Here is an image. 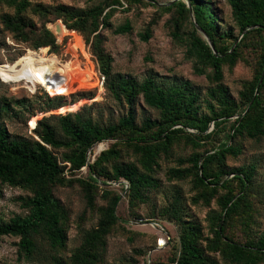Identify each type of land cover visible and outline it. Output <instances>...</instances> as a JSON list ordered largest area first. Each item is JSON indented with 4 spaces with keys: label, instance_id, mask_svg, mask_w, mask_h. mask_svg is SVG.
<instances>
[{
    "label": "trees",
    "instance_id": "obj_1",
    "mask_svg": "<svg viewBox=\"0 0 264 264\" xmlns=\"http://www.w3.org/2000/svg\"><path fill=\"white\" fill-rule=\"evenodd\" d=\"M156 1L102 0L82 9L29 0H0V7L6 5L13 10L12 14L1 16L2 32L32 50L58 54L61 46L46 27L48 23L61 21L58 39L67 31L80 34L97 63L106 92L128 107L117 123L106 125L83 112L65 111L62 116L44 117L34 128L39 140L10 138L0 127V184L28 193L20 198L26 214L0 223V236L18 238L19 253L25 259L37 257V261L49 264H101L106 237L118 221L116 206L121 196L102 191L103 197H110L99 210L96 227L83 232L81 245L65 259L59 253L67 241L68 215L53 189L77 183L87 207L93 209L94 191L100 180L103 185L106 181L123 180L125 183L120 186L128 206L133 207L147 200L149 190L157 189L154 173L161 156L170 159L173 146L182 143L193 152L186 159H177L178 166L167 171V178L189 181L195 192L191 197L193 205L209 206L215 199L219 210L208 213L210 234L204 236L197 222L186 219L178 205L180 196L160 209V218L174 222L179 228L178 253L168 263L218 264L220 260L223 264H264V231L259 234L251 231L253 200L256 192L261 193L255 183L257 165L230 167L226 163L228 158L241 155L245 140L258 143L264 138V75L258 86L264 66V0H227L236 36L231 29H219L218 23L223 22L210 0H168L166 3L171 4L160 8L167 12L174 10L177 15L169 20L170 37L185 48V58L192 62L193 72L208 81L203 96L188 81H158L149 76L138 82L112 72L113 59L105 51L102 32L111 28L110 18L116 7L154 5ZM27 13L34 15L39 25ZM190 16L193 19L190 30L183 31L179 21L189 20ZM131 30L130 23L125 21L113 34H128ZM199 31L209 40L215 54ZM238 36L240 40L235 44ZM150 37L149 24L139 38L147 42ZM238 62L251 65L252 76L240 83L236 100L223 80L224 70L232 71ZM23 92L14 88L6 91L5 98L0 99V114L14 111L12 105L27 104L30 99ZM139 98L157 112L156 119L145 117L137 121L134 106ZM64 105L49 99L46 111ZM50 119L56 120L57 129ZM109 140L115 142L90 163L88 152L92 146ZM120 145L135 156V162H118ZM200 149L203 151L199 152ZM59 152L64 165L59 164L56 155ZM84 167L85 179H69L64 175Z\"/></svg>",
    "mask_w": 264,
    "mask_h": 264
},
{
    "label": "rangeland",
    "instance_id": "obj_2",
    "mask_svg": "<svg viewBox=\"0 0 264 264\" xmlns=\"http://www.w3.org/2000/svg\"><path fill=\"white\" fill-rule=\"evenodd\" d=\"M29 1L44 5L64 4L83 9L91 7L102 0ZM167 1L158 0L154 5L138 4L128 7L123 4L122 8L116 7L117 11L110 18L111 28L104 29L102 32L105 38V51L113 59L112 72L129 76L138 82L149 76H153L158 81H188L203 96L209 86L208 81L204 76H198L193 72L192 62L185 58V48L172 41L169 20L172 16L175 18L177 15L174 10L167 12L160 9L162 6L171 4H167ZM183 1L187 2V0ZM210 1L223 22V24L218 23L219 29H231L234 36H236L237 29L232 20L231 9L227 0ZM12 13L11 8L1 5L0 63L13 62L18 53L15 52L13 46L6 44L7 35L2 32L1 16ZM27 16L38 23V19L34 15L27 13ZM125 21L130 23L131 32L123 35L113 34V30ZM190 22H193L191 16L189 20L179 21L183 31L190 30ZM55 23H48L46 27L52 31ZM149 24L151 37L147 42H143L139 35L145 31ZM199 34L206 40L204 34L201 32ZM55 37L57 44L61 46L56 56L62 60V63H58V58L44 60L42 55L32 58L37 59V63H42L45 69L37 68V72L32 73L34 86H31V84L21 86V88H25L23 94L30 99L29 102L21 106L12 105L14 111L0 114V127L5 129L10 138L29 137L39 140L34 133L36 122L44 117L65 115L63 114L65 111H74L66 114L83 112L90 115L100 125L117 123L118 119L127 113L128 107L126 104L112 99L104 88V80L99 79L97 83L94 72L87 69V67L92 66L94 71L97 72V63L83 37L78 33L69 31L60 39L57 35ZM239 40L240 37L238 36L236 44ZM249 61H251L250 57ZM21 62L22 60L17 61L14 65L2 64L9 68L1 69V80L8 82L16 74H20L15 68ZM251 68L252 66L249 64L238 62L232 71L224 70L223 82L234 99L237 100L238 98V92L241 88L240 83L251 78ZM55 70L63 74L64 82L50 85L48 78L50 73ZM101 82L102 84H100ZM0 84H2L1 81ZM11 88L21 90L18 86L12 87L5 84V87H3L0 85V99L1 97L5 98V92ZM29 88H31V91L28 90ZM58 94L63 95H61L62 97H56ZM49 99L54 100L55 103L59 101L65 105L59 109L46 111L47 100ZM134 110L137 121L145 117L157 118V112L146 107L141 98L137 100ZM50 123L57 129L56 120L50 119ZM114 142L109 140L92 146L88 153V155L90 154L88 156L90 163L102 151L109 149ZM118 150L121 152V158L118 162H135V156L123 145H120ZM198 151L202 152L203 150ZM172 152L170 159L161 156L158 161L159 168L154 173V178L158 182L157 189L149 190L146 194L147 200L142 203L137 202L133 207L128 206L125 191H122L123 188L120 186L125 183L123 180H120L119 183L106 181L105 185L100 180L97 189L94 191L93 209L87 207L83 191L77 183L71 187H55L53 194L60 201L68 215L67 241L65 249L59 255L65 259L69 258L81 245L83 232L96 227L99 220V210L106 206L110 197H103L102 191L114 192L121 197L116 206L118 221L106 237V250L101 264H169L170 258L178 253L179 228L174 222L161 219L159 211L170 205L179 196L178 205L183 209L186 219L197 222L203 235L208 236L211 223L207 221V215L210 211L219 210V207L215 199L210 202L209 206L203 204L193 205L191 197L195 192L191 190L189 181H170L167 178V171L178 166L177 159H186L193 150L180 143L173 146ZM61 154L62 152H59L56 155L59 164L64 165L60 159ZM94 155L95 157L92 159ZM226 163L230 167H239L250 163H256L257 165L255 183L261 193L256 192L257 196L253 200L255 214L251 231L252 234H259L264 231V138L258 143L245 140L242 143L241 155L237 158H228ZM64 175L69 179H85L87 168L84 167L74 174L65 172ZM27 196L28 193L23 190L0 184V223L8 222L14 216L25 215L26 211L22 208L20 198ZM239 234L238 236H240ZM18 242L19 239L16 237L0 236V264H49L48 261H37V257L30 260L25 259L19 253ZM203 245L205 244L203 243ZM218 264H223V262L219 260Z\"/></svg>",
    "mask_w": 264,
    "mask_h": 264
},
{
    "label": "built area",
    "instance_id": "obj_3",
    "mask_svg": "<svg viewBox=\"0 0 264 264\" xmlns=\"http://www.w3.org/2000/svg\"><path fill=\"white\" fill-rule=\"evenodd\" d=\"M5 42H6V44L13 46L15 48L14 50H16L15 52H18V53L16 54V58L14 59L13 62H11V63H8V62L0 63V65H2V64L14 65L15 63H17V61H20V60H22V62L18 66H16V68H15V70L18 71L20 74H16L8 82H3L1 80V78H0V81L4 85L8 84L9 86H12V87L18 86L23 91H25V88H21V86H24V84H25V86H26V84H31V86H34L35 83H33V81H32V73L37 72V68L45 69V66L42 63H39V62L37 63V61H36L37 59L35 60L32 58L39 57L40 55L43 56L44 60L49 59V58H58L54 54H48L46 50L45 51H36V50H32V49L24 46L21 43H15L9 37H6ZM27 57H28V59L26 60ZM58 63H62V60L59 59ZM87 69H90L94 72L97 83L99 82V79L101 81L104 80L103 77L100 76L98 70H97V72L94 71V67H92V66L87 67ZM48 82L50 85L61 84L62 82H64V76H62L60 74V72L55 70L54 72L50 73L49 78H48ZM100 84H102V82ZM28 90L31 91V88H29ZM44 92L47 93L51 97V95L46 90H44ZM60 95H63V94H58L56 96H60ZM94 157H95V155L92 157V159H94Z\"/></svg>",
    "mask_w": 264,
    "mask_h": 264
},
{
    "label": "water",
    "instance_id": "obj_4",
    "mask_svg": "<svg viewBox=\"0 0 264 264\" xmlns=\"http://www.w3.org/2000/svg\"><path fill=\"white\" fill-rule=\"evenodd\" d=\"M188 7H189V5H188ZM62 25V23H61V21H58L57 23H55L54 25H53V30H52V33L56 36H58V34H59V31H60V26ZM63 26V25H62ZM206 41H207V43H208V45H209V47H210V49L213 51V46L211 45V43L209 42V40L206 38ZM236 44V43H235ZM235 46V45H234ZM233 46V47H234ZM214 52V51H213ZM214 54H215V52H214ZM263 75H264V66H263V70H262V73H261V78L259 79V82H258V86L260 85V83L262 82V77H263ZM258 86H257V88H256V91H255V93L257 92V89H258ZM37 140V139H36ZM91 150V149H90ZM90 152V151H89ZM88 152V153H89Z\"/></svg>",
    "mask_w": 264,
    "mask_h": 264
},
{
    "label": "bare ground",
    "instance_id": "obj_5",
    "mask_svg": "<svg viewBox=\"0 0 264 264\" xmlns=\"http://www.w3.org/2000/svg\"><path fill=\"white\" fill-rule=\"evenodd\" d=\"M2 68H9V67L6 66V65H0V71H1ZM60 74H61V72H60ZM61 75L63 76V74H61Z\"/></svg>",
    "mask_w": 264,
    "mask_h": 264
}]
</instances>
